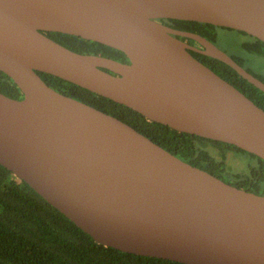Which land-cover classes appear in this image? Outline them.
<instances>
[{
    "label": "water",
    "instance_id": "water-1",
    "mask_svg": "<svg viewBox=\"0 0 264 264\" xmlns=\"http://www.w3.org/2000/svg\"><path fill=\"white\" fill-rule=\"evenodd\" d=\"M160 18L264 41V0H0V70L23 93L0 91V164L105 246L185 264H264V195L184 161L38 73L264 159V109L189 50L263 91L264 81L205 36ZM43 31L103 43L129 62L79 53Z\"/></svg>",
    "mask_w": 264,
    "mask_h": 264
},
{
    "label": "trees",
    "instance_id": "trees-1",
    "mask_svg": "<svg viewBox=\"0 0 264 264\" xmlns=\"http://www.w3.org/2000/svg\"><path fill=\"white\" fill-rule=\"evenodd\" d=\"M179 30L198 33L217 44L240 65L264 81V71L252 61L264 59V41L244 31L210 23L160 18ZM219 28L237 31L230 45L221 42ZM47 36L79 53L97 54L129 62L126 54L103 43L62 32L43 31ZM192 45V38L180 37ZM193 56L209 66L264 109V91L240 75L232 66L195 50ZM56 90L88 103L127 122L168 151L237 187L264 195V159L227 142L180 132L150 121L140 112L50 73L38 71ZM0 91L13 98L23 93L14 80L0 70ZM213 149H217V157ZM248 156L245 170L233 171L226 163L228 152ZM0 264H185L164 258L143 256L105 246L77 226L44 199L27 182L0 164Z\"/></svg>",
    "mask_w": 264,
    "mask_h": 264
},
{
    "label": "rangeland",
    "instance_id": "rangeland-1",
    "mask_svg": "<svg viewBox=\"0 0 264 264\" xmlns=\"http://www.w3.org/2000/svg\"><path fill=\"white\" fill-rule=\"evenodd\" d=\"M221 42L225 45H230L236 40L237 37L241 36L237 31L219 28ZM235 39V40H234ZM256 69L264 71V59L252 61L251 64ZM214 154L219 157L217 149H213ZM248 156L246 154L235 155L233 152H228L226 156V163L233 171L245 170L247 166Z\"/></svg>",
    "mask_w": 264,
    "mask_h": 264
},
{
    "label": "flooded vegetation",
    "instance_id": "flooded-vegetation-1",
    "mask_svg": "<svg viewBox=\"0 0 264 264\" xmlns=\"http://www.w3.org/2000/svg\"><path fill=\"white\" fill-rule=\"evenodd\" d=\"M194 46H196V47H198V48H203L199 43H197L196 45H194ZM230 152H232V151H230ZM234 153V152H233ZM235 155H236V153H234Z\"/></svg>",
    "mask_w": 264,
    "mask_h": 264
}]
</instances>
